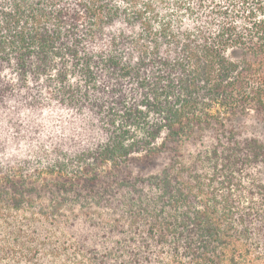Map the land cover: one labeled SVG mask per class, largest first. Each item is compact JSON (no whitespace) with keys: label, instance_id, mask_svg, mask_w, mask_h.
Masks as SVG:
<instances>
[{"label":"trees","instance_id":"16d2710c","mask_svg":"<svg viewBox=\"0 0 264 264\" xmlns=\"http://www.w3.org/2000/svg\"><path fill=\"white\" fill-rule=\"evenodd\" d=\"M254 127L264 0H0V264H264Z\"/></svg>","mask_w":264,"mask_h":264},{"label":"rangeland","instance_id":"374dc122","mask_svg":"<svg viewBox=\"0 0 264 264\" xmlns=\"http://www.w3.org/2000/svg\"><path fill=\"white\" fill-rule=\"evenodd\" d=\"M251 132H254L255 134L264 133V127H254L251 129ZM49 233L50 234H48V236L52 240L53 245L47 246L48 251L51 252L52 247L57 244L60 246L70 245V241L68 240V238L62 236V232L60 229L52 230ZM46 234L47 233L45 232L42 233V237L45 236ZM64 257H65L64 255L59 258L56 256H51L50 254H47L44 259H42L41 261H39V263H36V264H60L62 260H64Z\"/></svg>","mask_w":264,"mask_h":264}]
</instances>
